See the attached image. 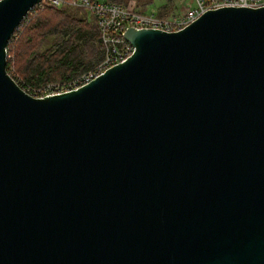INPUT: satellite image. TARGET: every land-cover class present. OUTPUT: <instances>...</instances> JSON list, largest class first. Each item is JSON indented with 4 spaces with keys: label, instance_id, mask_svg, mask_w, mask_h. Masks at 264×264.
I'll return each instance as SVG.
<instances>
[{
    "label": "water",
    "instance_id": "1",
    "mask_svg": "<svg viewBox=\"0 0 264 264\" xmlns=\"http://www.w3.org/2000/svg\"><path fill=\"white\" fill-rule=\"evenodd\" d=\"M0 0V264H264V5L127 28L121 63L34 97Z\"/></svg>",
    "mask_w": 264,
    "mask_h": 264
},
{
    "label": "trees",
    "instance_id": "2",
    "mask_svg": "<svg viewBox=\"0 0 264 264\" xmlns=\"http://www.w3.org/2000/svg\"><path fill=\"white\" fill-rule=\"evenodd\" d=\"M103 1L126 4L130 0ZM156 14L167 16L164 9ZM6 57L7 74L25 91L78 77L102 60L103 49L95 18L86 11L34 6L7 42Z\"/></svg>",
    "mask_w": 264,
    "mask_h": 264
},
{
    "label": "built area",
    "instance_id": "3",
    "mask_svg": "<svg viewBox=\"0 0 264 264\" xmlns=\"http://www.w3.org/2000/svg\"><path fill=\"white\" fill-rule=\"evenodd\" d=\"M264 0H191L176 16L161 17L156 13L140 12L138 8L106 2L103 0H40L36 5L79 8L95 18L99 42L103 49V58L92 69L66 83L44 84L35 88H26L25 92L34 97L75 90L103 74L108 68L123 62L133 51L123 33L127 28L158 29L166 32L177 31L191 23L207 10L223 6L258 7Z\"/></svg>",
    "mask_w": 264,
    "mask_h": 264
},
{
    "label": "rangeland",
    "instance_id": "4",
    "mask_svg": "<svg viewBox=\"0 0 264 264\" xmlns=\"http://www.w3.org/2000/svg\"><path fill=\"white\" fill-rule=\"evenodd\" d=\"M147 1L130 0L126 4L132 5L138 9H143L148 13H157L159 10L164 9L166 11L167 16L172 17L179 15L183 7L191 3V0H147Z\"/></svg>",
    "mask_w": 264,
    "mask_h": 264
}]
</instances>
